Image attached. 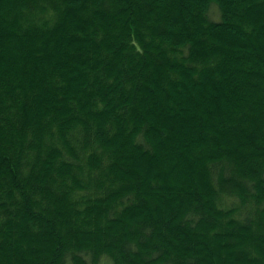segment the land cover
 Listing matches in <instances>:
<instances>
[{
	"label": "trees",
	"instance_id": "1",
	"mask_svg": "<svg viewBox=\"0 0 264 264\" xmlns=\"http://www.w3.org/2000/svg\"><path fill=\"white\" fill-rule=\"evenodd\" d=\"M0 264H264V0H0Z\"/></svg>",
	"mask_w": 264,
	"mask_h": 264
}]
</instances>
